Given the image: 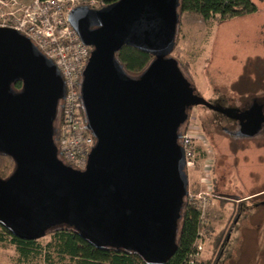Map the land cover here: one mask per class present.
<instances>
[{
    "label": "water",
    "instance_id": "water-1",
    "mask_svg": "<svg viewBox=\"0 0 264 264\" xmlns=\"http://www.w3.org/2000/svg\"><path fill=\"white\" fill-rule=\"evenodd\" d=\"M178 7L179 0H119L70 11L68 23L90 48L79 92L95 143L83 171L60 161L53 143L65 95L57 67L28 38L0 28V154L15 164L0 179V225L14 237L31 241L65 226L146 264L171 259L188 195L179 130L193 105L208 106L170 57ZM123 45L153 56L141 75L128 76L116 61ZM236 118L258 124L254 113Z\"/></svg>",
    "mask_w": 264,
    "mask_h": 264
},
{
    "label": "rangeland",
    "instance_id": "rangeland-1",
    "mask_svg": "<svg viewBox=\"0 0 264 264\" xmlns=\"http://www.w3.org/2000/svg\"><path fill=\"white\" fill-rule=\"evenodd\" d=\"M248 1L254 11L216 16L209 21L193 13H179L177 42L170 55L180 64L185 79L191 83L199 99L208 104H195L188 110L187 131L194 136L196 152L200 150L203 156L195 170H187L186 201L200 208L195 197L205 192L198 183L200 177L205 176L214 194L223 196L221 204L226 214L219 220L230 215L229 223L225 219L218 222L212 212L219 204L211 207L206 197L207 204L200 216L201 264H220L218 257L226 227L221 228L225 223L229 225L235 214L240 216L242 212L252 216V225L245 227L253 229L245 232L246 242H252L250 237H253L260 247H264V195L233 204L237 199L264 188V128L256 122H246L243 126V121L236 118L238 114L256 112L260 104L264 115V78L259 75L264 74V0ZM35 2L0 0V26L17 28L23 24L25 30L34 27L41 30L40 3L36 5ZM66 4L68 6H63L59 13L62 20L66 19L68 9L88 5L81 0H73V3L64 0L63 5ZM92 7L99 8V4ZM52 17L55 22V15ZM60 32L58 29L56 34ZM250 74L253 79L244 78ZM246 91L257 95L255 104L246 103ZM253 221H256L255 225ZM10 240V236H3V242H0V264H70L68 258L60 262L52 235L34 239L40 250L27 258L17 252ZM238 242L234 246L236 255L241 239Z\"/></svg>",
    "mask_w": 264,
    "mask_h": 264
},
{
    "label": "trees",
    "instance_id": "trees-1",
    "mask_svg": "<svg viewBox=\"0 0 264 264\" xmlns=\"http://www.w3.org/2000/svg\"><path fill=\"white\" fill-rule=\"evenodd\" d=\"M81 1L89 2L92 0ZM100 1H103L106 5H111L119 0ZM254 10L255 8L248 0H179L178 14L193 13L200 16L204 21H209L214 19L216 16L227 17L251 12ZM176 42L177 39H175V45ZM115 59L122 66L123 70L128 76L137 77L147 69L148 65L153 60V56L150 53L142 51L133 46L123 45L121 49L115 53ZM178 66L182 72L179 63ZM182 74L184 77H186L183 72ZM259 75L264 76L262 73ZM250 76L251 74L249 76L245 75L244 78L253 79ZM246 81H248V79ZM259 84H261V82H259ZM190 86L192 88L191 83ZM257 86L259 85L257 84ZM12 89L15 92H19L22 89L21 82H15L12 86ZM193 94L198 97L194 89ZM252 94L253 93L251 92L250 96H254ZM60 114L61 112H59V115ZM82 114L84 117L83 110ZM238 115H245V113ZM187 123L188 117L184 125L179 130L180 134L188 130ZM59 126L60 122L57 119V122L54 124L55 134L53 137V143L57 151ZM58 159L61 161L59 153ZM64 164L70 166L66 163ZM70 167L73 168L72 166ZM14 169L15 164L12 159L6 155L0 154V179H7L12 175ZM186 198L187 197H185L183 200L181 218L178 223L176 250L173 253L171 259L165 264H201V261L199 260L200 256H196V246L200 242L198 234L200 233L201 210L195 205L187 203ZM45 235L53 236L56 243L55 251L60 262L68 258L70 264H146L136 253L122 249L95 247L87 240L76 234L75 231L69 227H57L49 230ZM3 236L11 237L10 243L16 247L17 252L20 253V255L24 258L29 257L32 252H39L38 249L40 250V247L35 245L34 240L26 241L18 239L14 237L6 228L0 225V242H3ZM220 251H222V249Z\"/></svg>",
    "mask_w": 264,
    "mask_h": 264
},
{
    "label": "built area",
    "instance_id": "built-area-1",
    "mask_svg": "<svg viewBox=\"0 0 264 264\" xmlns=\"http://www.w3.org/2000/svg\"><path fill=\"white\" fill-rule=\"evenodd\" d=\"M35 1L36 5L40 3L39 12L43 18L40 21L41 30L34 29L36 27L25 30L23 24L17 28L4 26H0V28H11L28 38L57 67L65 88V95L60 108V126L57 137L58 153L62 162L76 170L83 171L87 164L88 155L95 143L94 138L86 129L79 92L81 76L89 58L90 48L82 44L68 23V15L72 9L67 10L65 20L60 17L59 13L63 6H68L67 4L63 5L64 0ZM70 2L73 3V0ZM85 3L88 4L85 6L96 10L107 6L100 0ZM93 4H99V8L92 7ZM54 15L55 22L54 17H52ZM58 29H61V32L56 34ZM179 142L184 151L186 170L191 169L197 162L194 136L189 131L183 132ZM206 197L207 195L203 193L195 197L200 202L201 214L207 204ZM198 237H200V233ZM201 250L199 242L196 246V256H200Z\"/></svg>",
    "mask_w": 264,
    "mask_h": 264
},
{
    "label": "crops",
    "instance_id": "crops-1",
    "mask_svg": "<svg viewBox=\"0 0 264 264\" xmlns=\"http://www.w3.org/2000/svg\"><path fill=\"white\" fill-rule=\"evenodd\" d=\"M250 77L253 78L252 76ZM255 78H256V75H255ZM261 78H264V76ZM249 92L250 91L244 92V94L246 93V96L248 97L246 100V103L252 104L254 103L253 99L256 98L257 95L253 93L252 95H255V97L250 96L251 93ZM202 156H203L202 152L200 153V150H197V162H196V165L193 168H191V172L192 170H195V168L198 166L199 159ZM206 165L207 164H204L203 166H206ZM198 183L199 185L205 188V192H201V193L207 195V198L210 201L209 205L212 207L213 205H215V203H217V205L219 204L217 207H215V209L217 208L215 212L214 211L212 212V214H214V216L216 217L217 221L224 222V219H225L229 223L230 215L228 216L226 215V217L219 220L221 217H223L226 214L225 208L223 207V204H221V201L223 200V196L220 194H214L212 186L210 185V183H208V180L205 176H201ZM263 195H264V188L258 189L255 192H252L251 194H249L248 196L237 199L236 201L233 202V204L243 203L245 201H248L250 198L255 199ZM223 211L225 213H223ZM229 214H233V213L230 212ZM243 214L244 212H242L240 216H236L235 214L233 221L229 225L228 223H225L223 225V228H221V229H224L226 227V229L224 230L225 231L224 244L222 246L221 255L218 257V259H220V264H264V247H260L257 244L258 240L254 241L255 239L253 237H250L252 239V242H250L249 244L246 242L247 235L245 234V232H247L248 230L253 231L251 227L245 228L252 222L251 221L252 216L243 215ZM253 222H254L253 225H255L256 221H253ZM240 232H242L241 235H240ZM234 234H237L238 236H234ZM240 239H241V245H240L239 250H237L238 254L236 255L234 253L235 251L234 246L237 244L236 241L240 242Z\"/></svg>",
    "mask_w": 264,
    "mask_h": 264
},
{
    "label": "flooded vegetation",
    "instance_id": "flooded-vegetation-1",
    "mask_svg": "<svg viewBox=\"0 0 264 264\" xmlns=\"http://www.w3.org/2000/svg\"><path fill=\"white\" fill-rule=\"evenodd\" d=\"M254 101V100H253ZM61 102L62 100L59 101V112H60V108H61ZM256 102H254L253 104H255ZM257 111L254 112V116H255V120L258 122V125L261 126L262 128H264V115H263V106L260 104L259 107L257 105ZM253 114V113H252ZM260 115V116H259ZM239 116V115H237ZM57 119L60 122V115L58 113V117ZM245 123V122H244ZM243 123V126H245V124Z\"/></svg>",
    "mask_w": 264,
    "mask_h": 264
}]
</instances>
